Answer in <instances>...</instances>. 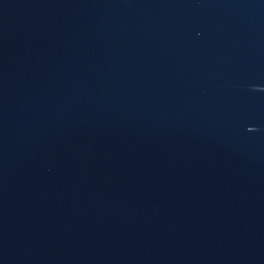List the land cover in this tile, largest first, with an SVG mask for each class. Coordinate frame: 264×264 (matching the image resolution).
I'll return each mask as SVG.
<instances>
[{
	"label": "water",
	"instance_id": "1",
	"mask_svg": "<svg viewBox=\"0 0 264 264\" xmlns=\"http://www.w3.org/2000/svg\"><path fill=\"white\" fill-rule=\"evenodd\" d=\"M0 264H264V0H0Z\"/></svg>",
	"mask_w": 264,
	"mask_h": 264
}]
</instances>
